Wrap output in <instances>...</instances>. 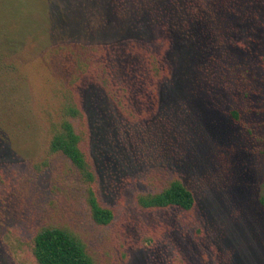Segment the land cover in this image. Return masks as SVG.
<instances>
[{
	"label": "rangeland",
	"instance_id": "obj_1",
	"mask_svg": "<svg viewBox=\"0 0 264 264\" xmlns=\"http://www.w3.org/2000/svg\"><path fill=\"white\" fill-rule=\"evenodd\" d=\"M89 48L123 91L117 105L78 87L82 148L113 213L103 225L70 162L48 152ZM0 50L13 65L0 62V264H35L31 239L48 226L94 264H264V0H0ZM171 179L191 212L137 206Z\"/></svg>",
	"mask_w": 264,
	"mask_h": 264
},
{
	"label": "trees",
	"instance_id": "obj_2",
	"mask_svg": "<svg viewBox=\"0 0 264 264\" xmlns=\"http://www.w3.org/2000/svg\"><path fill=\"white\" fill-rule=\"evenodd\" d=\"M87 59L77 61V76L70 79L71 87L62 92L58 118L49 123L50 138L48 141L49 153L62 154L75 169L80 181L86 185V203L91 220L96 224H107L113 213L109 208L98 203L94 190L95 175L89 160L82 148L87 135L85 114L81 108V99L78 87L85 82L100 86L109 98L120 105L122 89L117 90L107 73L102 48H89ZM81 51L80 56H83ZM95 56L94 59L90 57ZM0 50V62L2 60ZM1 70L13 68L11 63H3ZM159 69L153 71V76L159 75ZM11 87H3L9 90ZM236 119L234 111L230 112ZM136 204L143 210L177 207L191 212L195 199L179 179H171L159 191L139 194ZM31 253L35 264H94L92 257L86 250L83 241L71 231L63 227H42L35 232L31 239Z\"/></svg>",
	"mask_w": 264,
	"mask_h": 264
}]
</instances>
